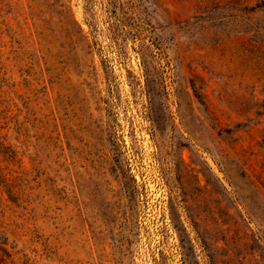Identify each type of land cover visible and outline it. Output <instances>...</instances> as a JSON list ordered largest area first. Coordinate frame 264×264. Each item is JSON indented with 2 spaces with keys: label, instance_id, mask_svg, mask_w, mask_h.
Returning <instances> with one entry per match:
<instances>
[{
  "label": "rangeland",
  "instance_id": "1",
  "mask_svg": "<svg viewBox=\"0 0 264 264\" xmlns=\"http://www.w3.org/2000/svg\"><path fill=\"white\" fill-rule=\"evenodd\" d=\"M0 264H264V0H0Z\"/></svg>",
  "mask_w": 264,
  "mask_h": 264
}]
</instances>
